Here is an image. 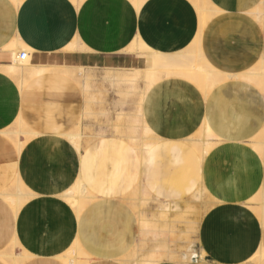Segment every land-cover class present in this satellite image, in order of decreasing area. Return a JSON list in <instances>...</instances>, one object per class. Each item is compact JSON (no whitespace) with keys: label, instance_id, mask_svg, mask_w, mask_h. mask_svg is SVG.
Wrapping results in <instances>:
<instances>
[{"label":"crops","instance_id":"obj_1","mask_svg":"<svg viewBox=\"0 0 264 264\" xmlns=\"http://www.w3.org/2000/svg\"><path fill=\"white\" fill-rule=\"evenodd\" d=\"M211 1L215 14L199 48L227 77L208 93L188 78L157 81L142 113L161 140L142 154L118 135L95 138L80 151L62 136L80 120L84 97L58 67L144 69V58L125 50L135 40L163 54L187 51L199 32L192 1L145 0L137 7L132 0H0V264H9L1 254L15 239L31 255L23 264H65L56 256L76 239L92 256L86 264H127L141 226L123 198L141 188L154 199L181 202L203 184L218 205L201 222L205 254L195 251L187 264H245L264 251V224L244 204L264 186V160L249 142L264 131V92L237 77L264 63V26L251 13L262 0ZM11 46L30 49L31 65L49 69L22 88L4 70L13 62ZM20 117L38 132L21 151L4 133ZM205 125L221 141L202 160L187 139ZM176 161L181 166L173 167ZM78 177L96 198L77 219L63 194ZM17 178L34 194L19 212L3 195Z\"/></svg>","mask_w":264,"mask_h":264},{"label":"bare ground","instance_id":"obj_2","mask_svg":"<svg viewBox=\"0 0 264 264\" xmlns=\"http://www.w3.org/2000/svg\"><path fill=\"white\" fill-rule=\"evenodd\" d=\"M73 1L77 2V0H73ZM132 1L137 7H139L145 0H132ZM191 1L194 4L200 16L199 32L197 31L198 35L196 36V40L187 51H184L181 53L175 52L176 54H163V53H160V52H157L151 49L150 47H148L149 45L147 46L141 40H135L125 49L126 51L130 53L138 54L142 56L144 58V63L146 64V68L142 69V70H145V73L143 75L145 88H144V91L142 92V102H141L142 107H143V102H144V99H145V96L148 90L157 81H159L160 79L164 77H172V76L178 77L179 76L180 78L183 77V79L188 78L187 81L191 80L194 83H196L202 89L204 93H208L209 91H211L216 84L218 85V83H221V81H223V79L227 77V75H225L223 72L216 69L214 66L210 64L207 58H205L203 54H201L202 53L200 52L201 47L199 48V46H201V43H199V40L201 42V38H202L200 36H202L201 34L203 32V28H205L204 26L209 22L211 17H213V15L215 14V5L211 0H203V2H201L200 0H191ZM255 14L258 17L257 19L260 20V22L264 26V11L257 9L255 11ZM15 45H16V42H15ZM75 47H77L76 44H72L69 46V49L75 50ZM85 49L88 50V48H85ZM22 50H25L28 53V55H26L24 60L18 61L19 59L18 56L21 51L17 52L16 48L13 46L8 47L7 51L11 54L13 62L9 66L4 67V70L7 73L11 74L13 77H16L20 83V86L23 88V86L28 82L30 78L36 75H39V74L41 75L42 73L46 72V70L49 68L47 67L38 68V67L32 66L31 65L32 51L28 48H24ZM58 69H59V72L60 70L61 72H63L64 76H70V77H72L73 75H76L75 73L77 72L76 68L70 67V66L58 67ZM140 71L141 70H136L135 73L140 72ZM78 73L82 74V71H79ZM241 75L237 77L246 78L245 80L250 81V83H253L255 86H257L264 92V63L260 62L251 71L247 72L246 74L244 73V75L242 76ZM20 78H22V80ZM119 79L120 78L116 76L112 78L113 81H118ZM125 81H126L125 83L128 82V84L133 86L135 82L137 81V78L130 77V78H126ZM17 120L18 121L16 123L17 126L15 130L12 133H8V130L5 131L4 133L13 140L17 149L21 151L23 146L28 141V139L37 135L38 132L34 130H30L27 124L23 121L22 117H20ZM140 126L142 127L143 134L145 136L149 134L150 131H152L148 127L144 119ZM21 134L25 135V138L22 140L20 139ZM62 136H65L70 141V143L74 146V148L80 151L81 140L83 136L80 132L72 133L71 131H66L62 134ZM129 138H131L132 140H137L138 136L132 134V135H129ZM157 140H161V136L157 137ZM187 140L188 142H190L193 150L200 155L202 160H204V158H206L205 156H207V154L212 150V148L215 147L216 144H218L221 141L220 138L216 136L212 132V130L206 125L203 128H201L197 133H195V135L191 136ZM249 142L255 148V150L260 153V155L262 156V159L264 160V131L258 134L257 136H255L254 138H252ZM153 143L154 142H143L140 145L139 150L141 151L142 154L144 152L150 151L153 147ZM179 166H181V163L179 161H176V163H174L173 165V167H179ZM205 188L206 187L203 184L201 191L203 190L202 191L203 193L205 191L208 194L209 191L207 192V189ZM140 191H141V188H140ZM93 193H91V191L88 190L83 180L80 177H78L76 181H74L73 185L68 190L64 191V194H63L64 198L63 197L62 198L68 204H70L71 207L75 210L77 219H78L82 211L86 208V206L94 198H96L95 196L96 194L94 195ZM3 195L6 198V200H8L10 204H12L14 209L17 212H19V210L23 207V205L27 201H29L30 198L34 194L31 191L27 190L21 178H17L14 184V187L11 189V191H7ZM156 200H158V198H156ZM179 202L180 201H175L176 206L179 205ZM181 202H184V201H181ZM244 204H246L247 210L255 214L260 219L262 224H264V186H262L260 190L256 192V194L253 195V197L249 199L248 201H246ZM171 209L172 208L168 206V209L166 210L171 211ZM165 213L167 214V212H164V214ZM175 214L176 215L170 220H168V222H175V221L179 222L180 221V218L182 216L177 215L178 213H175ZM139 220L142 221V219H139ZM16 246L21 247L17 239L14 240V243L11 246L12 248L10 252L1 254V257L9 264H23L26 260H28L31 257L29 251H26V250L25 251L23 250L22 256H18L15 253ZM201 251L204 253L203 247H201ZM193 255H194L193 252L190 253L189 255L184 254V256L182 255L181 257V261L183 263H188L190 259L193 257ZM80 256H84L87 259L92 258L90 254H88L87 252L83 250L78 239H76L74 244L69 249H67L60 255H57L56 257L60 259L62 262H64L65 264H85L84 262L80 261L79 259ZM156 258L150 257L149 259L142 260V257H141V260H138V264H141V262H143L142 264H156L162 261L161 259H156ZM245 264H264V251L261 250L260 252H258L252 259L248 260Z\"/></svg>","mask_w":264,"mask_h":264},{"label":"rangeland","instance_id":"obj_3","mask_svg":"<svg viewBox=\"0 0 264 264\" xmlns=\"http://www.w3.org/2000/svg\"><path fill=\"white\" fill-rule=\"evenodd\" d=\"M200 1L203 2V0ZM257 9L264 11V0L251 11L256 18H258L255 14ZM138 66L139 64L135 63L128 68L120 69L87 70L76 68V75L73 76L82 90L84 109L76 126L69 131L80 132L83 135L80 150L89 141L105 135L122 136L131 141L138 149L143 142L157 140V136L152 131L145 136L140 126L144 119L141 102L142 92L145 88L143 80L145 70ZM136 70L141 71L135 73ZM79 71H82V74L78 73ZM114 76L120 79L113 81ZM130 77L137 78L133 86L128 82L125 83V79ZM20 79L22 80V78ZM13 126L15 125L13 124ZM15 128L16 126L13 129H8V133H12ZM132 134L137 135L138 139L129 138V135ZM20 138L24 139L25 135L21 134ZM201 188L202 186L194 194L182 200L184 202H179L178 206L175 202L156 200L142 190H134L125 196L123 199L133 207L142 221H140V239L134 249L123 258L124 262L138 264L141 257L142 260L157 257L156 259L162 261L183 263L182 255H189L192 252L195 254V251L202 252L199 240L201 222L210 209L218 205V202L210 194L205 191L203 193ZM168 206L172 208L171 211L166 210ZM175 213L182 216L180 221L168 222L176 215ZM22 250V247H15L16 253H21ZM79 259L85 264L89 260L84 256H80Z\"/></svg>","mask_w":264,"mask_h":264},{"label":"built area","instance_id":"obj_4","mask_svg":"<svg viewBox=\"0 0 264 264\" xmlns=\"http://www.w3.org/2000/svg\"><path fill=\"white\" fill-rule=\"evenodd\" d=\"M26 55H28V53L25 50H21L19 56H18V61H22L25 59Z\"/></svg>","mask_w":264,"mask_h":264}]
</instances>
